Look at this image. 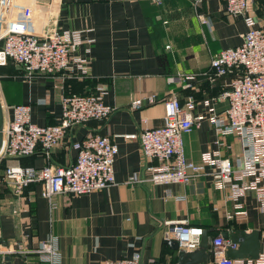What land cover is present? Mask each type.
<instances>
[{
	"label": "crops",
	"instance_id": "obj_1",
	"mask_svg": "<svg viewBox=\"0 0 264 264\" xmlns=\"http://www.w3.org/2000/svg\"><path fill=\"white\" fill-rule=\"evenodd\" d=\"M29 6L38 25H53L59 31H84L94 40L90 47V76L79 79L74 65L62 74H36L9 62L0 68V102L4 122L12 108L30 106L31 122L37 126L55 125L61 117L64 96L96 94L114 108L105 121L90 120L77 126L51 150L49 156L37 151L31 157L7 159L0 163V249L14 250L11 264H41L34 252L49 235L62 255L63 264H100L105 260L129 258L141 253L142 264H178L177 252L164 242L165 223L186 222L215 233L260 231L264 243V214L252 195L245 200L247 217L231 218L233 203L224 192L213 188L211 169L205 168L191 185L133 183L134 174L148 178V167L140 152L142 121L146 127L164 124L165 101L176 97L181 104L192 98L194 114H205L201 104L211 100L215 113L227 108L218 97L227 91L234 74L216 77L210 70L211 58L224 49L239 46L246 26L241 16L224 12L222 0H18ZM209 24H203L198 16ZM253 16L264 30V0H256ZM169 46L167 49L166 47ZM80 47L79 54L83 53ZM180 75L193 76L185 82ZM190 83V87L185 85ZM153 96L150 103L147 97ZM141 98L137 109L130 105ZM90 135L108 136L117 146L114 184L87 194H63L54 198V208L41 196L40 183L29 184L21 195L2 180L8 167L41 168L46 164L68 166L74 162L72 144ZM204 121L183 136L189 162L201 163V155L241 158L239 139L225 138ZM169 191V194L166 191ZM169 235L168 239H171Z\"/></svg>",
	"mask_w": 264,
	"mask_h": 264
},
{
	"label": "built area",
	"instance_id": "obj_2",
	"mask_svg": "<svg viewBox=\"0 0 264 264\" xmlns=\"http://www.w3.org/2000/svg\"><path fill=\"white\" fill-rule=\"evenodd\" d=\"M200 0H195L198 3ZM224 12L230 17L241 16L246 26L242 43L224 49L210 60V70L216 77L234 74L227 91L218 99L227 102L224 112L217 114L211 100L201 104L205 114H194L196 102L189 98L183 104L176 97L165 101L164 124L158 128L146 127L142 121L139 134L140 152L144 160L157 161L159 166L148 167V178L137 173L133 183L150 182L154 185H191L204 172L211 169L213 188L224 192L233 203L231 218L243 221L247 217L245 200L252 195L257 210L264 214V30L257 26L253 16L256 0H222ZM203 24L206 17L198 16ZM84 31H59L52 24L38 25L35 13L29 6H20L18 0H0V68L12 62L22 67L26 77L36 74H62L74 65L79 79L90 76V50L93 39L84 38ZM84 46V55L79 54ZM167 49L169 46L166 47ZM185 82L194 78L180 75ZM190 87V83L185 85ZM103 91L88 95H68L61 100V117L57 124L37 126L31 122L30 106L17 105L12 116L4 122L3 141L0 148V163L7 159L31 157L37 151L46 156L61 143L77 126L90 120L105 121L114 108L103 101ZM150 103L154 97H147ZM142 99L132 101L130 108L137 109ZM206 121L219 136L217 144L225 146V138L239 139L241 158L201 155V163L188 161L183 146V136L190 134ZM74 162L68 166L46 164L41 168L8 167L3 182L11 186L15 195H21L32 183L42 185L41 196L54 208L58 195H87L114 184V161L118 149L108 137L90 135L72 144ZM169 194V191H166ZM166 238L172 235L179 248L187 252L196 250L201 242L203 229L186 222L165 223ZM214 264H264V243L256 260H232L226 257L228 248L236 245L224 240L219 234L212 239ZM41 264H63L62 255L49 237L34 251ZM11 249L1 250L0 255L14 254ZM100 264H142L141 253L134 252L129 258L105 260Z\"/></svg>",
	"mask_w": 264,
	"mask_h": 264
},
{
	"label": "water",
	"instance_id": "obj_3",
	"mask_svg": "<svg viewBox=\"0 0 264 264\" xmlns=\"http://www.w3.org/2000/svg\"><path fill=\"white\" fill-rule=\"evenodd\" d=\"M4 115L3 106L0 102V148L3 141ZM213 230H203L199 247L187 252L179 248L178 242L174 239H167L164 243L168 245L171 251L177 252L178 264H214V255L212 252L211 242L215 236H212ZM224 240L236 245V249L228 248L226 257L232 260L252 259L256 260L261 249L260 231L252 230H233L230 232L220 233ZM6 264L10 263V257L5 258Z\"/></svg>",
	"mask_w": 264,
	"mask_h": 264
},
{
	"label": "trees",
	"instance_id": "obj_4",
	"mask_svg": "<svg viewBox=\"0 0 264 264\" xmlns=\"http://www.w3.org/2000/svg\"><path fill=\"white\" fill-rule=\"evenodd\" d=\"M19 159H22V158H19ZM217 235H219V233H215V234H214V236H217Z\"/></svg>",
	"mask_w": 264,
	"mask_h": 264
},
{
	"label": "rangeland",
	"instance_id": "obj_5",
	"mask_svg": "<svg viewBox=\"0 0 264 264\" xmlns=\"http://www.w3.org/2000/svg\"><path fill=\"white\" fill-rule=\"evenodd\" d=\"M0 264H4L3 260H0Z\"/></svg>",
	"mask_w": 264,
	"mask_h": 264
}]
</instances>
